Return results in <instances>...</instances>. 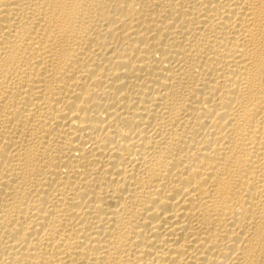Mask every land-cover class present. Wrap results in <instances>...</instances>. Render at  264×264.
<instances>
[{
  "label": "bare ground",
  "instance_id": "6f19581e",
  "mask_svg": "<svg viewBox=\"0 0 264 264\" xmlns=\"http://www.w3.org/2000/svg\"><path fill=\"white\" fill-rule=\"evenodd\" d=\"M0 264H264V0H0Z\"/></svg>",
  "mask_w": 264,
  "mask_h": 264
}]
</instances>
